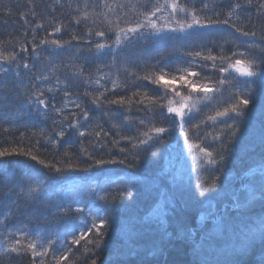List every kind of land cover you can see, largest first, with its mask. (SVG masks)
<instances>
[{"label": "snow or ice", "instance_id": "snow-or-ice-1", "mask_svg": "<svg viewBox=\"0 0 264 264\" xmlns=\"http://www.w3.org/2000/svg\"><path fill=\"white\" fill-rule=\"evenodd\" d=\"M89 6L97 15L102 10L119 15L130 7L127 3L113 7L108 0H95L84 5V16L80 17L79 3L74 10L69 4L70 15L77 17L76 31L86 23ZM62 7L53 5V11L48 13L53 21L56 19L54 13ZM136 8L142 9L143 22L129 21L128 24L133 26L127 27L118 25L119 33L97 28L94 32L89 30L72 35L69 40L64 39L67 33L62 26L53 24L49 32L43 19L38 23L35 18L29 21L26 12L20 14L25 25H34L33 39L28 41L25 38L19 52L13 47L11 53L3 58L6 66H0V110L8 111L15 105L21 118L29 116L44 121L47 131H42L41 135L46 136L44 144L50 146L46 150L55 149L57 154L62 151L60 159L54 158L48 164L51 175L45 173L48 179L39 183H53L50 192H55L65 188L61 181L76 179L69 177L68 173H91L94 169H105L109 165H119L132 171L115 177L105 175L103 181L90 178L86 183L73 185L75 189H84V194L51 206L45 203V210L36 217L30 214L29 209L33 204L47 201L43 187L29 188L28 196L31 198L25 199L23 189L27 185L23 181L17 185L0 183V200L8 201L9 210L18 220L16 223L0 221V258L7 259L8 264H71L72 257L76 255L82 256V264H128L126 259L120 258L134 254V250L125 242L130 243L142 229L151 228V212L137 221L139 227L135 231L127 222L122 224L119 229L122 243L116 248L115 261H106L102 254L110 243H114V226L121 221L124 209L135 199L143 185L148 183L160 188L155 180L137 174L147 161L160 157L157 147L165 146L169 158L167 170L164 168L161 176L172 185L173 191L169 194L167 189L160 188L161 206L157 209L159 215L167 216L169 213L164 210V205L170 206L174 214L177 200L183 202L186 192L192 198H206L208 191H216L224 177L226 163L242 137H251L249 150H260L258 179L251 188L247 184L241 186L246 193L243 200L234 195L230 205L213 212L212 231L206 232L199 241L195 239V233L182 235L191 242L195 255L196 247L202 240L207 242L215 233L239 231L242 238L240 246L226 254L227 264H237V257L247 255L257 246L261 249L259 264H264V29L257 31L250 17L247 22L242 17L251 8L256 9L258 18L264 17V0H247V5L235 0L227 5L226 16L216 8L209 10L206 0L194 4L191 13L176 0L171 4L146 0L143 4L138 3ZM197 10L203 19L197 17ZM165 12H168L172 23L162 26L158 24V18ZM3 15L11 16L12 12L8 10ZM41 31L49 38L37 43L36 37ZM225 34L231 38L234 46L223 48L215 42L217 37L223 39ZM205 36L211 37V40L206 42L203 39ZM114 37L115 46L112 43ZM121 40L126 42L121 45ZM137 41L151 45L147 50L148 57L131 61L129 67L134 70L125 69V83L128 80L134 83L131 88L126 86L120 89L115 81L110 78L105 80V70L111 72L116 69L119 74L121 57L129 45ZM28 44L32 45L31 49ZM164 54L174 56L181 67L174 69L169 60L157 59L155 63L152 62L153 56L161 57ZM45 56L48 61L42 64ZM218 56L223 63H207L215 62ZM108 57H111V63L107 62ZM92 60L97 62V82L103 86V91L99 87L93 89L84 79ZM77 64L79 72L72 70ZM209 67L214 71H205ZM49 69L54 71L49 72ZM173 71L177 74L169 75ZM141 72L147 74L141 76ZM88 75L91 78V73ZM229 80L232 81L233 91L228 102L222 108L217 104L212 109L211 101L218 99V95L222 94L220 86ZM162 81L168 83L162 85ZM108 82L113 84L111 89L107 87ZM171 82H177L179 87H173ZM182 91L185 94L182 95ZM129 92L133 97H138V93L142 92L153 103L144 105L137 99L135 109L126 107ZM208 93L216 94L208 96ZM170 94L179 99H170ZM199 96L204 97V103L194 111L196 101L193 99L190 103V98ZM209 109L214 111V115ZM256 109L258 118L253 119L252 113ZM134 112L145 115L134 116ZM100 113L106 115L108 120L101 123L97 119ZM113 113L122 119L108 126ZM49 121L51 128H48ZM3 123H12V118L7 114L0 117V126ZM28 126L27 123L23 124L24 128ZM186 128L197 132L208 128L220 130L208 134L211 136L210 143L203 142L208 138L205 136L199 147L201 152L208 149L206 155L215 166V183L210 189L197 185L192 190L186 188L183 182L187 154L180 137H183L187 147L194 146L187 143L189 137L185 135ZM177 130L179 136L172 143ZM197 138L200 139L199 136ZM214 152H218V158ZM12 154L7 149L0 151V157ZM15 154L26 155L22 151ZM31 159L38 161L36 155H32ZM249 171L256 176L255 171ZM255 204L260 205L261 212L249 218L248 210ZM85 209L91 216L90 221L76 223L78 217L84 215ZM236 220L240 223H235ZM33 222L38 225L37 232L47 234L46 243L28 241L22 246L20 241L22 238L27 240ZM162 245V240L154 243L150 255L162 253ZM24 247L27 251L22 250ZM195 264H199L198 259Z\"/></svg>", "mask_w": 264, "mask_h": 264}, {"label": "trees", "instance_id": "trees-1", "mask_svg": "<svg viewBox=\"0 0 264 264\" xmlns=\"http://www.w3.org/2000/svg\"><path fill=\"white\" fill-rule=\"evenodd\" d=\"M55 0H0V32L6 31L7 32V41H2L0 37V59L3 60L4 57H7L9 53H11L13 47H15L16 51H20V47L24 45L25 38L28 41H31L33 39L32 33L30 32V29L32 31V28L34 25L28 24L25 25L24 21L20 19V14L22 12H26L28 14V20L31 21L33 18L36 19V21L39 23L41 19H43L44 26L49 29V32H51V25L55 24V26H62L63 30L67 33L66 37H64L65 40H69L72 35H79L84 32H88L89 30H92L93 32L97 28H104L108 32L112 33H119L120 29L118 25H126V26H133L129 25V21L135 22V18L130 15L138 14L142 9L136 8V5H129V9L126 12H122L123 14L121 16H118L114 12H110L111 18L107 21L105 12L100 14V21L98 20H90L89 23H85L80 26L79 31H76V24L75 21L77 19L76 16L70 15L71 10L66 8V4L69 5L70 3L64 1L63 3L64 8H62L59 13L55 12L54 15L56 17L55 21H53L52 17L48 15L49 12L53 11V5ZM84 0H82L83 2ZM91 3L92 0H90ZM110 5L114 4L111 3L108 0ZM125 0L123 1V3ZM90 4V3H86ZM81 5V4H79ZM72 6V10H74L76 7L74 5ZM82 7L84 8V5L82 3ZM81 7L80 17L84 16V9ZM11 10L12 15L11 16H4L3 13ZM92 11L91 6L87 8V14ZM130 17L129 19H126L124 23V19L122 17ZM132 19V20H131ZM138 19H140L138 17ZM69 20H71L72 26L69 27ZM24 27V29H22ZM122 35V33H121ZM49 38L45 32H42L41 34H38L36 37L37 43L41 39ZM9 43V44H8ZM113 45L115 44V37L112 41ZM29 49H31L32 45L28 44ZM145 49L143 47H139L136 44L129 45L128 49H126L125 54L121 57L122 63H129L133 59L138 58L139 56L143 55L145 58L148 57V54H145ZM156 59L152 57V62L155 63ZM147 74L146 72H141L139 75L143 76ZM149 87H157L155 85H149ZM124 88V87H123ZM122 88V89H123ZM81 94H83V90H81ZM137 99L143 102L144 105H151L153 101L144 96V94L138 93V97H133L131 93L129 92L127 99L125 100V106L126 107H132L135 109ZM6 111L0 110V117H3L6 115ZM145 115L144 113H135L134 116H142ZM97 119L100 120L101 123L108 120V117L104 115L103 113L98 114ZM120 119H122L118 114L113 113L112 119L109 122V125L111 123H119ZM24 123H27V121L22 120L21 122L17 124H21L23 126ZM95 123V120H94ZM51 124V122H48V126ZM15 125L14 123H3L2 126H0V151H4L7 149L9 152H12V155H6L4 157H0V162L3 164H7L9 168H14L16 171L22 173V170L25 172L29 171H35L40 175V178L43 179V181L48 179V176L45 175V173H48V175H51V172L48 168V164H50L53 159H60V156L62 155V151L60 154H57L55 149L46 150V148H49L50 146H46L44 144V141L46 139V136H42L41 132L42 129H39L37 125H30L27 128H24L22 130H8L7 127ZM65 148L68 147L64 146ZM25 152L26 155H17L16 152ZM32 155H36L38 158V161H33L31 159ZM33 167V170H32ZM146 167V164L143 168ZM101 169H94L91 171V173H98ZM83 173L88 172H79V173H68L67 175L69 177L74 175H82ZM14 182V185L19 184L21 181L11 180ZM42 206V203L38 202L36 204L31 205L29 212L33 217L38 216L35 210H39ZM43 211V210H41ZM125 211V210H124ZM22 219V218H21ZM38 228V225L33 222L30 225V229L36 230ZM113 241L114 243H110L109 247L106 248L103 252V257L106 261L113 260L115 261L117 259V256L115 255L116 248L120 246L122 243L119 230L113 231ZM127 246L134 250V254H130L126 257H121L120 259H126L128 264H144L140 262V259H142L143 262L148 263L147 258V251H139L137 252L135 250V246H133L132 243L125 242ZM180 247H183L182 242L178 243V247L174 248L176 249L171 255L168 256L167 259L157 260V264H168L169 262L178 261L177 264H183L181 262H184L183 259L185 258L186 264H192L189 262L187 256L181 257L179 256L181 254ZM180 252V254H179ZM186 254V253H185ZM155 261V260H154ZM0 264H8L7 259L0 258ZM71 264H82V256L76 255L72 257ZM150 264V263H149Z\"/></svg>", "mask_w": 264, "mask_h": 264}, {"label": "bare ground", "instance_id": "bare-ground-1", "mask_svg": "<svg viewBox=\"0 0 264 264\" xmlns=\"http://www.w3.org/2000/svg\"><path fill=\"white\" fill-rule=\"evenodd\" d=\"M159 2L161 4L167 2L169 4H171L173 2V0H159ZM177 3H179L181 6L186 7L189 12L191 13L193 10V5H198L199 4V0H176ZM235 2V0H206V3L208 5V9L211 10L213 8H216L217 11L223 13L224 16H226L228 14L227 11V5L229 3ZM255 2V0H254ZM240 3L247 5V0H240ZM221 5H224L225 7H220ZM165 14L167 15V17L169 18L168 12H165ZM196 15L198 18L203 19V16L201 15V13L199 12V10L196 11ZM242 17L244 19L245 22H247L248 18H251V24L255 25L256 30L260 31L261 29H264V17L258 18L257 16V12L255 8H251L248 9L247 11H245L242 14ZM181 18H182V14H181ZM175 19V18H173ZM233 19L235 20L236 18L233 17ZM172 23V20H167L164 18H161L158 20V24L159 25H168ZM22 29H24V27H22ZM231 31V30H230ZM30 32L32 33L31 29ZM43 31H41L39 34H41ZM0 37L2 39V41H7V32L6 31H1L0 32ZM203 39L207 42L211 40V37L209 36H205L203 37ZM219 46L223 47V48H228V47H232L234 46L233 41L231 40V38L225 34L223 39L217 37L216 41H215ZM9 44V43H8ZM159 60H169L172 62L173 64V68H180L181 66L179 64L176 63V58L172 55L169 54H164L163 56L158 58ZM156 62V61H155ZM209 65H212L213 63L216 65H219L220 63H223V61L219 58H217V60L215 62L213 61H208L207 62ZM132 69V68H131ZM134 70V69H132ZM205 71L211 73L214 71V69L212 67H209L207 69H205ZM177 74L175 71H173L172 73H169V75H175ZM119 76H117V81L116 82V86L120 89H122L123 87L125 88L126 86L128 88H131L132 84L134 83L131 80L127 81V84L125 83L126 81V74H124V72H120L118 74ZM115 80V77L113 78V81ZM175 83L176 87H179L177 82H172ZM229 85H230V89H232V81L229 80ZM110 87H113V84L110 82ZM185 94L182 91V95ZM221 108L224 106L222 104ZM213 109V108H212ZM213 115H214V111H210ZM252 118L253 119H257L258 118V109L253 110L252 113ZM27 124L30 125H37L39 129H42L43 131H47V129H44V121L42 120H35L34 118L30 117V119L27 121ZM52 125L50 124L48 126V128H51ZM8 130H22L23 126L21 124H15L12 126L7 127ZM192 131V135L195 136L198 134V136H209V131L207 129H201L199 132H197L196 130H191ZM219 129H216L215 132H219ZM210 138H208L207 140H209ZM250 139L251 137H242L241 140L236 144L238 147L235 146L234 148V153L236 156H238L239 158H245L243 157L245 154L246 157H248V160L245 158L242 160V164H238L237 162H235L234 164H232V166L228 169L227 175L224 174V177H229L230 179H235L236 182H234L228 189H226L223 193H221L220 197H224L225 200H229L231 201V197L234 195H238L239 197H242L243 199L246 196V193L244 191H242L241 186L247 184L250 180H251V175L248 176L247 174H249L248 170L252 169L253 171L256 172V175L259 176V169H258V165L261 163V157L260 154H257L258 158H254L255 160H252V156H250V154L254 153H260V150L257 148L255 151H251L249 150V143H250ZM167 143V142H166ZM206 143V142H205ZM67 146V145H64ZM157 151H159L161 153L160 157L156 160H149L146 162L150 164V166L153 168V171L155 170V168L158 167L159 164L165 163V160L168 159L167 158V149L165 146L161 145L157 147ZM148 165V164H147ZM179 165V162H177V166ZM190 168V163L187 162V169L184 171L183 173V182L186 183V179H187V171ZM252 174V171H251ZM253 175V174H252ZM22 176V174H20V172L17 171L16 173V177L20 178ZM253 179V178H252ZM193 179H191V177L188 179V181H192ZM160 188H165L168 190L169 194L172 193L173 189H172V185L171 184H159ZM252 187V185L250 186V188ZM160 188L154 187L153 185L150 184L149 186V190H147L146 192L141 194H137V198H138V206L140 208V210H143L142 204L144 201H148L146 202L145 205V211H143L141 213L140 216H138L137 221H139L140 219H142L145 215H146V210L149 209L154 203L160 201V196H159V192H160ZM241 198V199H242ZM25 199H28L27 197H25ZM242 199V200H243ZM137 201V202H138ZM224 208V204L221 207V210ZM258 211L259 213L261 212V208L259 204H255L253 205L249 210H248V217L249 218H254L256 215H258ZM208 232L212 231V219H208ZM138 228V227H137ZM149 229V228H148ZM136 228H133V231H135ZM144 229H142L143 231ZM183 230H184V234H190L191 233V229L189 230L186 225H183ZM198 228H194L192 229V233H195L196 236H198L197 240L199 241L201 239V235L198 232ZM166 229H161L158 231L157 236L155 237V239H159L160 241L162 240L163 242H166L167 239L169 238V234L166 232ZM190 232V233H188ZM166 238V239H164ZM159 241V242H160ZM183 244H186L184 247L180 248V252L181 254L179 256L184 257V255H186L185 253L189 254H193V247L190 241L186 240L185 238L183 239ZM210 243V244H208ZM240 245V243L237 241L236 237H231L228 236L227 234L223 233H215L213 238L208 240L207 242H204L202 240L201 244L197 245L196 247V254L194 255L198 260L199 257L201 256V261H199V264L203 263V258L207 259L209 261H221V263L223 264H227V256L226 254L229 253L232 249L234 248H238ZM150 253V251H148ZM261 254V249L259 248V246L255 247L254 249L251 250V252H248L247 255L241 257L239 259V264H259V260L261 259L260 257ZM157 256V255H156ZM156 256H152V259L147 258L148 263L146 264H157V262L154 260L157 259L154 257ZM195 259V258H194ZM184 262H181L183 264H186L185 262V258L183 259ZM196 261V259H195ZM178 261H174V262H169L168 264H177Z\"/></svg>", "mask_w": 264, "mask_h": 264}, {"label": "rangeland", "instance_id": "rangeland-1", "mask_svg": "<svg viewBox=\"0 0 264 264\" xmlns=\"http://www.w3.org/2000/svg\"><path fill=\"white\" fill-rule=\"evenodd\" d=\"M161 18L166 19V17L164 15H162V16H160L158 18V20L161 19ZM109 78H110L111 81H113L114 77H105V80L108 81ZM86 81H88V84L91 85V86H94V85L100 86V83L97 82L96 74H95V76H92L91 78H87ZM114 81H117V77L116 76H115V80ZM53 83H55V80H53ZM108 83H110V82H108ZM174 84L175 83H172L173 86H175ZM220 87L222 88V94L218 95V99L217 100L211 101L213 109L216 107L217 104L225 105L228 102V100H229L231 92L233 91V89H230L229 81H225L224 85H222ZM214 94H216V93H208L207 95L208 96H212ZM193 99L196 101V107L193 110L196 111V110L199 109L201 104L204 103V97L203 96L191 97L190 98V103L192 102ZM209 111H212V109H209ZM207 130H210L209 133L215 131L212 128H208ZM205 136H207V135H205ZM205 136L201 135V136H199L200 139H198L197 138L198 134H197L194 137L189 138L187 143L194 145L191 148L187 147V144L184 143V139H182V141H181V143L184 144V147H185V152L187 154V162L190 163V168L188 169V171L186 173L187 174V179L185 180L186 183L184 182V184H185V187L187 185L189 187L190 184H191L190 183L191 181L189 182L188 179L191 177V179H193L192 180V188H191L192 190H194L197 185H200L203 188H209L210 189L215 183V174H214V172L213 173H204V174L198 175L199 172L204 170V162L209 161V158H210V157H208L206 155V152L208 151V149H206L205 152L199 151V147L201 146L202 140H203V138ZM207 137L210 138V139L209 140H203L204 143L205 142H207V143L211 142V136L209 135ZM236 147H238V146H236ZM257 154H259V153H257V152L254 153L253 152V154H250V156H252V160H255L254 158H256V157L258 158ZM243 155H244L243 157H245L248 160V157H246L245 154H243ZM236 157L238 158V156H236ZM167 158H168V156H167ZM245 158H239V160H243ZM165 162H169V158L166 159ZM227 172H228V169L226 168L225 175H227ZM248 172L251 173V171H249V170H248ZM195 175H196V177H195ZM247 175L248 176L251 175V180L247 183V185L250 188V186L253 185L254 181L256 179H258L259 176L256 175L254 177L252 174H247ZM197 178H198V180L196 181ZM226 180L227 179L223 178V181L219 182V186L217 187L216 191L215 192L211 191V192H214L213 199L217 200V202H218V198H220L221 193H223L226 190L225 189L226 188V182H225ZM165 183L168 184L167 180L163 179V184H165ZM73 184H74V182H71L70 184H68L69 186H65L64 189H59V193H61V195H62V197L64 199L75 198V197H78L79 195H83L84 194L85 190L75 189L73 187ZM184 195H183V198H185ZM192 199H190L188 201L192 205L196 204V208L203 207L204 209H206V208L212 207V205H211V203L209 201L202 200L200 197H199V199L201 201L198 200L197 197L196 198H192ZM160 205H161V201L156 202V207L160 206ZM90 219H91V216L89 215L88 210L85 209L84 215H82V217L80 218L78 224L88 223L90 221ZM206 232H208V228H207ZM224 233L227 234L228 231L224 232ZM34 238H36V237H34ZM135 239L137 241L136 243L140 242L139 244H137V247L140 248V249L146 248L147 252L151 250L152 245L154 243H159V241H160L159 239H155V236L152 234V232L150 233L146 229H144L143 231L141 230L140 234L138 236H136ZM164 239H166V238H164ZM31 242L39 244V243H46V240H45V237H41L40 236V237H37L36 240L32 239ZM20 243H21V245H26L27 244L26 240L23 239V238L21 239ZM137 247H135V250H137ZM162 247H163V250H165V248L167 247L166 242H163ZM132 249H134V248H132ZM140 249H138V250H140ZM179 254H180V252H179Z\"/></svg>", "mask_w": 264, "mask_h": 264}]
</instances>
